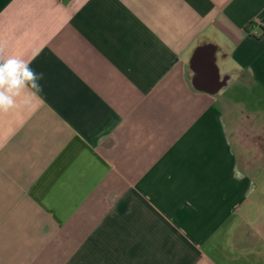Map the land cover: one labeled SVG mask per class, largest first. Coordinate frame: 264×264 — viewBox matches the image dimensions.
<instances>
[{"label": "crops", "instance_id": "obj_1", "mask_svg": "<svg viewBox=\"0 0 264 264\" xmlns=\"http://www.w3.org/2000/svg\"><path fill=\"white\" fill-rule=\"evenodd\" d=\"M0 47V264H264V0H0Z\"/></svg>", "mask_w": 264, "mask_h": 264}, {"label": "clouds", "instance_id": "obj_2", "mask_svg": "<svg viewBox=\"0 0 264 264\" xmlns=\"http://www.w3.org/2000/svg\"><path fill=\"white\" fill-rule=\"evenodd\" d=\"M43 72L31 67V61L11 55L5 57L0 47V112H8L17 107L18 98L24 103L42 92Z\"/></svg>", "mask_w": 264, "mask_h": 264}]
</instances>
